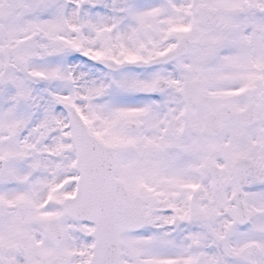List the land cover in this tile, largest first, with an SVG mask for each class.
Wrapping results in <instances>:
<instances>
[{"label": "snow or ice", "instance_id": "obj_1", "mask_svg": "<svg viewBox=\"0 0 264 264\" xmlns=\"http://www.w3.org/2000/svg\"><path fill=\"white\" fill-rule=\"evenodd\" d=\"M0 264H264V0H0Z\"/></svg>", "mask_w": 264, "mask_h": 264}]
</instances>
